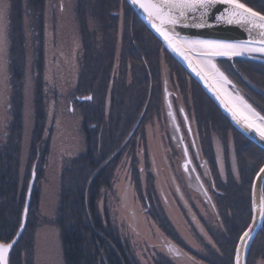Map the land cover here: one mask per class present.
Wrapping results in <instances>:
<instances>
[{"label":"trees","instance_id":"16d2710c","mask_svg":"<svg viewBox=\"0 0 264 264\" xmlns=\"http://www.w3.org/2000/svg\"><path fill=\"white\" fill-rule=\"evenodd\" d=\"M240 1L259 13H264V0ZM121 2L125 4L127 13L124 15V29L118 31L119 18L116 17L118 19L115 20L113 14L118 8H121L119 7ZM94 7L101 10L97 19L103 23L104 27L94 35L89 33L84 35V48L87 49L86 54L89 60L83 64V75L86 78L79 82L78 89L85 91L87 96L91 94L92 97L90 100H83L87 102H80L79 106L82 120L81 130L84 131V140L86 141L85 148L81 154L74 156L71 160H66L60 173L59 189L56 192V217L54 219L60 232L65 264H140L130 245L120 237L119 228L114 226L108 212L103 216L98 205L102 199L103 191L113 188L116 169L125 155L131 156V177L136 193L142 204L148 205L147 201L151 199L150 207L145 206L146 213L159 226V229H162L170 240H175L191 256L202 260L205 264H233L237 240L249 223L251 215L250 187L254 173L264 161V150L257 145L256 148L261 159L259 163L253 164V174L248 176L249 182L243 185L245 193L242 191L243 188L239 187L228 191L230 193L226 198V205L232 209L233 213L231 215L225 213V217L222 218L225 226L218 232H213L211 228H208L216 250L206 244V256L193 251L181 239L163 207L153 201L154 195L157 193H152L149 200L145 199L142 191L141 172L138 169L139 154L143 153L146 164L150 161L145 126L150 119V110L155 108L154 104L159 102L161 89L159 49L168 56L166 59L168 58L167 66L171 72L170 76L172 77L175 73L178 75L188 74L194 83L193 88L206 99V110H208H204L203 114L207 115L206 112L209 115L215 113L220 115L227 124L229 121L202 90L200 84L165 49L161 41L148 29L126 0H97ZM117 16H119V12ZM85 26L90 28V23L87 21ZM84 29L86 28L84 27ZM17 34H20L19 30H17ZM100 35L101 39L98 40ZM116 43L120 44L121 58L120 63H117L119 69L117 72L114 64L117 54ZM39 45L38 52L42 50L43 46L40 42ZM22 49L15 52V57L21 64L25 60V51ZM246 62L254 68L256 79L263 89L264 62L254 60H246ZM175 65L177 69L174 68ZM129 73L133 74L132 80L127 77ZM15 99L14 97L13 101ZM16 109L18 110L16 117L11 121V126L8 127L4 135L5 137L10 134L7 137L9 141L1 146L3 147L1 149L6 147L13 149H10L7 154L6 150L0 152V241L9 243L18 232L31 170L34 163L37 162L38 154H40L37 164L38 177L31 197L28 223L19 243L11 251L9 259V264H36L34 252L36 230L40 222L46 223V219L42 215L39 216L42 198L37 184L44 177L46 166L44 163L49 150V142L44 139L47 127V110L42 104H38L35 109V126L32 130L35 139L31 143L30 157L23 170L20 151L14 147V144L20 140L21 135L23 138L22 131L25 128V122L22 111H19V104ZM234 130L244 139L242 134L235 128ZM246 140L249 142L248 139ZM250 144L253 145V143ZM253 146L255 147V145ZM247 165H249L248 162L242 166L245 175L249 168ZM150 177L149 180L152 181L153 178ZM153 191L155 190L153 189ZM235 191L236 193H232ZM240 211L242 213L238 216L237 212ZM257 239V243H253L251 249L252 256L255 258L264 256V228L260 230ZM158 257L156 264H175L170 257L163 253H160ZM248 259L247 264H254L253 258Z\"/></svg>","mask_w":264,"mask_h":264},{"label":"rangeland","instance_id":"374dc122","mask_svg":"<svg viewBox=\"0 0 264 264\" xmlns=\"http://www.w3.org/2000/svg\"><path fill=\"white\" fill-rule=\"evenodd\" d=\"M32 1L35 3L33 4ZM96 1L0 0V5L3 6V12L0 15V152L6 150L5 153L7 154L10 149H13L7 147L1 149L3 148L1 146L9 141L7 137L10 134L5 137L4 135L8 127L11 126V121L16 117V112H18L16 108L19 104V111H22V116H24L25 128L22 131L23 138L21 135L20 140L14 144V147L20 151L19 155H21L23 170L30 157L31 143L35 139L32 132L35 126V109L38 104H42L47 110V127L44 139L49 142V150L44 163L46 165L44 177L37 184L42 198L40 200L39 216L42 215L46 219V223L40 222L41 224L39 223L37 226V232L35 231L34 252L36 264H65L60 232L54 219L56 217V192L59 189L60 173L66 160H71L74 156L81 154V151L85 148L86 141L84 140V131L81 130L82 120L79 106L80 102L87 101L79 100V97H88V94L78 89V85L82 79L86 78L83 75V64L84 62L86 64L89 60L86 54L87 49L84 48V35L88 33L94 35L104 27L103 23L97 19V15L101 10L95 9ZM120 7L113 14L115 20L125 13V7ZM118 12L119 16H117ZM87 21L90 23V28L85 26ZM119 26L122 28V21H120ZM17 30H19L20 36L17 34ZM100 39L101 35L98 36V40ZM38 41L43 45L42 50L39 52L40 45ZM19 49L25 51L23 64L19 63L15 57V52L20 51ZM119 49L120 44L116 43L117 54L114 63L115 68H117L116 72L119 70L117 63H120L121 60ZM161 56L159 77L162 91L160 89V102L154 104L156 105L155 108L150 110V119L145 126L146 131L148 129L150 155L153 159L152 162H155V171L153 170L155 174L149 175L141 169L142 166L146 165V160L143 153L139 154L138 169L141 172L142 191L147 200L150 199L152 193H157V195H154L155 203L163 207L165 214L174 224L181 239L193 251L195 250L198 254L206 256V244L213 250H216V245L213 244L208 235L204 236L202 234L201 236L198 234L194 229L196 228L195 225L192 226L189 222L187 213L181 212L182 205L177 201L175 183L172 184L173 181H171L168 174V165L166 164L167 159L170 160V169L172 168L174 173L177 174L173 166L176 165L178 159L177 156L172 155L164 134L166 131L162 127V123H166L163 105L165 90L171 91L172 94L177 93L176 103L184 105L189 109V113L193 112V114L201 110L200 114L204 115L203 111L207 107L206 99L201 97L200 92L193 88L194 83L188 74L178 75V73H175L171 77V72L166 64L168 58L163 61L164 56H168L165 52ZM127 77L132 80L133 74L129 73ZM229 78L232 80L231 77ZM222 82L226 87L228 86L226 82ZM237 86L238 90H235L237 92L234 95L238 97L244 95L246 96L244 98L250 103L248 104L245 101L250 106L248 108L238 100L245 110L257 108L262 112L264 111V107L253 100L254 97L249 96L248 92L240 88L238 84ZM254 88L259 91L258 93L261 96L264 95V88L256 86ZM14 97L16 99L13 101ZM158 110H160L159 114ZM151 113L153 119H151ZM193 114L190 113L192 118ZM205 114L209 115L207 112ZM208 123L206 121L205 124ZM221 134L220 130L213 134L215 140L220 144L227 143L228 135ZM218 147L220 149V146ZM220 152L222 154V148ZM219 157V166L223 171L225 170L224 157ZM36 160L38 163L40 154H38ZM131 167V156L125 155L116 169L113 188L102 193V199L98 204L100 206L99 210L103 216L108 212L114 226L119 228L120 237L130 245L135 258L140 264H156L159 259L158 255L165 252L163 246L160 245L162 238L168 237L146 213L145 206L150 207L151 199L147 201L148 205L142 204L136 193L134 182H132ZM150 176L153 178L152 181L149 180ZM31 178L32 176L30 180ZM164 198L167 199L166 203ZM189 198L191 201L192 199L196 201L199 208H201L200 212H208L204 204L198 202L194 195H190ZM242 211L237 212L238 216ZM210 213L208 212L209 215L206 214L205 217L209 227L213 232L221 231L220 222H217L216 218ZM182 252L188 254L184 248ZM172 260L175 264H205L202 260L193 256H190L189 259L177 257ZM254 264H264V259L255 260Z\"/></svg>","mask_w":264,"mask_h":264},{"label":"flooded vegetation","instance_id":"af4514ba","mask_svg":"<svg viewBox=\"0 0 264 264\" xmlns=\"http://www.w3.org/2000/svg\"><path fill=\"white\" fill-rule=\"evenodd\" d=\"M120 6L125 7V4L121 2ZM122 12L123 11H121V13ZM125 13H127L126 10ZM125 13L122 17L119 18V22H125ZM122 29H124V25L122 26V28H120L119 26L118 31H122ZM159 51L160 54H158V62H160L161 65V54L163 52L160 49ZM249 54L257 55L254 52ZM165 59L166 57L164 56L163 61ZM219 63L222 69L225 70L227 75L231 77L232 81L235 83L234 86H229L230 91H233L234 93L237 92L235 90H238V84L240 88L248 92L249 96L254 97V101L264 107V95L261 96L258 93L259 91L254 88V86L261 88L260 84L258 83V79H256V72L253 71L254 68L246 62V59L240 58L234 61L220 60ZM166 64L168 65L169 62L166 61ZM174 68L177 69L176 65L174 66ZM165 94L163 95V105L166 116V123H162V127L166 131L164 134L167 140V145L169 146V148H171L172 155L177 156L178 159L176 165L173 166L177 171V174H175L174 170L172 168L170 169V160L168 161L166 155H164V157H166L167 159L166 164L168 165V174L171 178V181H173L172 184L174 185L175 183L176 185H174V188L176 187L177 190V201L180 203V205H182L181 212L187 213L189 222L192 224V226L193 224L195 225L196 228L194 229H196V232H198V234H200L201 236L202 234H204V236L208 235L211 238V234L208 232V228H210L209 223H207L205 219V217L209 215L208 212H211L212 214L210 213V215L216 218L217 222H220L221 227L225 226V224L222 222V218L226 215L225 213H229L228 215H231L233 213L232 209L226 205V198L230 193L228 191L230 189L234 190V188L240 187L243 188V190H241L243 191V193H245V188L243 185H245L246 182H249L248 176L252 175L254 171L253 164L260 162L261 155L256 148L257 144H253L255 145L254 147L252 144H250L252 142H248L246 140L247 138H245V136L243 139L240 135L236 134L234 130L235 127L232 128V126L234 125L231 124L229 120L228 121L230 126L229 124L224 122L220 115H217L215 113H212L210 115H202L200 114L201 110H199V112H196L197 115L193 114V112H190L191 114H193L192 118L187 107L176 103L175 99L177 98V93L175 94L174 92L172 94L171 91L165 90ZM242 97L246 96H236V99L239 100L240 103L243 104V106H249L248 104L250 103L247 99L245 100L248 104L245 101H241ZM255 109L264 116V111L262 112L257 108H253V110L246 109V111L261 122L260 118L255 112ZM159 111L160 110H158V114ZM151 116L153 119L152 114ZM206 121L209 123L205 124ZM218 130L222 132L221 135H228L227 143L220 144L215 140V135L213 134H215ZM145 138L147 139V149L149 152L150 161L146 165L142 166L141 169L145 170L147 174L149 173V175H153L155 174V162H152L153 159L150 155L148 129L146 131ZM218 146H220V149L222 148V154ZM219 156L224 157L225 170L223 171L219 166ZM247 162L249 163V165H247L249 166V168L246 171V176L242 169V166H244ZM263 164L264 161L261 162V164L259 165L260 167L256 170V172L262 167ZM185 165H187V167H185ZM256 172L253 175V179L255 178L254 176ZM232 193H236V191ZM190 195H194L197 198L198 202H202L204 204V207L206 208V211L208 212H200L201 208H199L196 201H194L193 199L192 201L190 200ZM164 199L166 203L167 199ZM257 241L258 239L256 240V242L254 241V243H257ZM160 245L164 248V254L171 259L177 257L181 259H189L191 256L189 252H187L188 254H184L182 252L183 249L181 248V246H179L174 240H170L166 237L162 238ZM252 247L253 245L249 249V258L251 257L254 260H260V258L264 257L263 255L256 258L253 257V252L251 253Z\"/></svg>","mask_w":264,"mask_h":264},{"label":"water","instance_id":"95a60500","mask_svg":"<svg viewBox=\"0 0 264 264\" xmlns=\"http://www.w3.org/2000/svg\"><path fill=\"white\" fill-rule=\"evenodd\" d=\"M126 1L128 4H130L132 9L135 10L138 17L143 20L148 29H150L151 32H153L154 35L162 42L166 50H168L181 64L184 70L188 71L192 78L200 84L203 91L206 92L208 97H210L217 105L220 112L229 119L230 123L233 124L241 134H244L253 144L259 145L264 150V137H261L255 129L248 127V125L244 122L243 115L249 116L251 119L255 120L257 124L261 123L255 117L251 116L250 113L239 104L234 92L230 91L228 88L230 85L234 86L235 83L229 78L219 63L220 60L234 61L240 58L264 62V56H260L264 55V53L254 52L257 55L245 53L244 55H236L231 57L205 56L204 53L211 51L210 49L192 46L189 43L190 41L201 40L215 41L222 44L250 42L249 46L258 47L260 46L259 42L264 40V30L253 28L251 25L245 23L225 22L222 17L227 16L233 6L224 3L223 0H217V2L203 14L200 10L188 13L185 16H179L178 13H174L175 18L179 21L176 24L167 23L166 18L164 20L158 18L156 8L161 9V13L159 15H164L168 12L166 0ZM239 2L243 3L240 0ZM246 6L258 12L251 6ZM165 32L173 42H178L176 43L175 47L173 46V43H170L169 39H166L164 34ZM220 73H223V76L227 77V80H224L223 77L220 76ZM221 80L226 82L228 86L226 87ZM90 99H92L91 95L88 97H79V100ZM242 99L246 101L244 97H242ZM236 109H239V111H236ZM255 112L260 120L264 122V120L261 119L264 116L256 109ZM241 113L243 115H241ZM37 164V162L34 163L33 169L31 171L32 178L28 185L29 188L26 194V202L21 218V224L15 237L9 241V243H12V247L6 253V264H9L11 251L19 243L18 241L24 233V229L27 225V219L30 213V205L32 201L31 197L37 178ZM262 168H264V164L260 169ZM260 169L256 173L251 187L252 214L250 223L238 239V244L234 252L235 255L233 264L247 263L249 248L264 226V218L261 217L259 210L261 198H264V179L258 178V174L264 177V173H260ZM245 232L249 233L248 237L241 239Z\"/></svg>","mask_w":264,"mask_h":264},{"label":"snow or ice","instance_id":"6c2138e0","mask_svg":"<svg viewBox=\"0 0 264 264\" xmlns=\"http://www.w3.org/2000/svg\"><path fill=\"white\" fill-rule=\"evenodd\" d=\"M217 0H166L168 5V12L164 15H159L161 13L160 8H156L158 18L164 20L167 19V23L176 24L179 21L175 18L174 13H178L179 16H185L188 13L196 12L200 10L203 13L214 5ZM224 3L232 5V9L227 16L222 17L227 23H245L251 25L253 28H258L264 30V14L254 11L253 9L247 7L245 4L240 3L239 0H223ZM155 7V6H154ZM3 6L0 5V15H2ZM202 26V25H197ZM166 39H169L170 43H173V46H176V43L165 32ZM192 46H199L201 48L210 49L204 53L205 56H236L244 55L245 53H264V40L259 42L260 46L251 47L250 42H240L237 44H222L215 41H190ZM179 50V49H178ZM214 67V66H213ZM220 76L224 80H227V77L223 76V73H220ZM230 83V82H229ZM250 108V106H247ZM239 111V109H236ZM241 115H243L241 113ZM244 122L248 125L249 128L255 129L261 137H264V123L257 124L255 120L251 119L247 115H243ZM264 120V117L261 118ZM187 167V165H185ZM260 173H264V168L260 169ZM258 178L264 179V177L258 174ZM260 215L264 218V198H261V204L259 207ZM249 233L245 232L244 237H248ZM12 247V243H0V264H6V253Z\"/></svg>","mask_w":264,"mask_h":264}]
</instances>
